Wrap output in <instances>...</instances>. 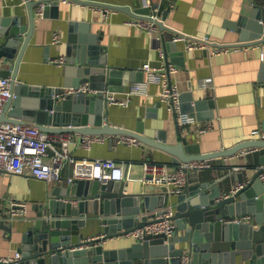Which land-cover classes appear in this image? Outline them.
Returning <instances> with one entry per match:
<instances>
[{
    "label": "water",
    "instance_id": "1",
    "mask_svg": "<svg viewBox=\"0 0 264 264\" xmlns=\"http://www.w3.org/2000/svg\"><path fill=\"white\" fill-rule=\"evenodd\" d=\"M76 1L104 4L90 0ZM41 2L45 4L43 15H48L50 10L57 15L61 0H26L30 13L29 28L19 14L2 19L0 61H10L12 65L1 69L0 74L11 76L12 93L1 119L37 125L48 132L108 134L111 141L116 135L127 134L167 151L172 156V164L210 158H216L219 163L224 156L243 148L264 147V131L262 137L244 139L227 148L203 152L198 144L189 141L178 124L175 140L170 142L166 129L155 128L153 135L146 134L141 118L135 129L105 120L108 101L104 90L123 91L130 82L143 80L144 71L108 66L106 45L96 34H88L87 27H80L83 33L79 38H70L73 43L68 45L65 63L60 68L63 85H32L18 80L17 71L23 50L33 30L35 8ZM110 6L130 9L124 5ZM149 11L150 8L145 6L133 14ZM165 17L163 14L162 18L156 19L160 29L179 32L165 23ZM236 28L239 41L233 44L263 42L264 7L256 6L249 15L241 16ZM162 34L168 61L170 50L173 54L184 53L177 40H168L165 33ZM20 45L21 50L15 58ZM84 82L96 91L62 96L65 87ZM160 104L161 101L158 102ZM179 104L181 111L199 119L214 117L213 109H204L208 106V99L195 98L192 90L181 92ZM63 116H67V121H59ZM261 159L264 164V154ZM259 173L260 170L247 183L243 173L238 174L236 180L242 186L228 193H223L219 184H212L214 179L196 182L178 195L172 216L175 223L172 236L147 233L119 247H106L104 241L128 234L151 221L154 211L167 205V194L152 192L153 186H150V191L127 193L122 180L101 183L98 179H76L70 186H58L59 189L49 193L38 204L36 217L20 236L18 251L21 256L9 264H180L184 253L191 256L194 264H264V184ZM247 213L253 216L252 222L227 220ZM94 224L102 226V235L96 238L84 232ZM12 228V222L7 219L6 205L0 196V229L9 233Z\"/></svg>",
    "mask_w": 264,
    "mask_h": 264
},
{
    "label": "crops",
    "instance_id": "2",
    "mask_svg": "<svg viewBox=\"0 0 264 264\" xmlns=\"http://www.w3.org/2000/svg\"><path fill=\"white\" fill-rule=\"evenodd\" d=\"M90 1L104 4L61 0L57 15L52 14V10L48 15H40L35 9L33 30L17 71L18 80L32 85H63L60 68L65 62L60 64L55 59L62 55L66 57L67 47L73 43L70 38H79L83 33L81 26L87 27L88 34L99 36L101 43L106 45L108 66L142 70V64L147 60H151L152 64L159 63L157 43L150 39L144 29L128 22L135 16L134 11L145 7V0ZM152 1L160 5L161 18L165 14V23L174 29L196 36L208 35L213 41L228 44L239 41V31L236 28L239 18L249 15L256 6L264 7V0ZM110 5H124L130 9ZM16 14L22 16V22L29 28L30 13L26 0H0V28L3 17ZM55 31L61 36L60 41L56 43L53 42ZM163 32L168 40L173 39V32ZM2 39L0 35V41ZM178 42L184 53L179 55L173 54L171 50L168 52L170 62L179 66V69L171 74V81L179 86L181 92L192 90L195 98L208 99V106L204 109L214 111L213 127L200 132L197 125H189L180 127L182 133L190 142L198 144L203 152L227 148L244 139L261 137L264 131V71L260 43L212 54L206 49H187L183 40ZM21 45L15 53V58L21 50ZM11 65L10 61L1 60L0 70ZM207 76L214 78L215 89L201 87V79ZM160 89L159 83H152L147 95H127L125 90L111 91L127 98V104L108 103L105 120L114 125L135 129L138 119L141 118L145 123L146 134L153 135L155 128L166 129L168 141H174L177 122L173 109L160 100ZM59 121H67V116H63ZM69 132L73 137L70 150L74 155L114 158L124 163L125 178L122 181L125 183L124 192L127 193L145 191L142 182L143 161L151 159L167 162L170 167L177 165L170 162V153L144 142L131 144L119 140V135L114 136L111 141L110 135L106 134L108 136L105 140L94 141L91 147L86 148L81 142V138L86 135ZM263 154L264 147H258L247 154L238 151L224 156L219 163L216 158H210V167L188 170L187 185L183 191L193 187L198 181L214 179L212 184H219L222 192L228 193L239 186L236 180L238 174L243 173L245 183L253 177L262 164ZM70 171L71 166L66 163L63 173L68 175ZM68 185L72 184L66 179L46 181L37 178L29 169L24 174L0 170V196L6 205L7 219L12 222L13 227L9 233L0 229L1 255H15L23 230L37 215L38 204L49 193L59 189L58 186ZM179 194H167L166 204L174 207ZM11 200L26 202V211L11 217ZM101 228L100 224H94L84 229V232L89 236L100 235ZM133 240L134 237L125 234L108 238L104 242L106 247H119ZM262 244L264 245V241Z\"/></svg>",
    "mask_w": 264,
    "mask_h": 264
},
{
    "label": "built area",
    "instance_id": "3",
    "mask_svg": "<svg viewBox=\"0 0 264 264\" xmlns=\"http://www.w3.org/2000/svg\"><path fill=\"white\" fill-rule=\"evenodd\" d=\"M70 2L72 0H63ZM145 6L150 8L149 13H137L128 22L144 29L150 39L155 41L159 51L160 61L158 64H152L147 60L142 64L144 71L143 80L132 81L127 95L149 93V87L152 83H159L161 89L159 92L160 100L166 102L174 111L175 119L179 127L185 128L189 125H197L200 132H205L213 127L212 118L205 120L199 119L196 115L180 110L179 96L181 90L176 83L171 81V74L179 69V66L167 60L166 50L163 46V30L160 29L156 19H160V5L152 0H145ZM44 2L37 4L36 12L40 15L44 13ZM60 33H53V42L60 41ZM174 40H183L187 49H206L212 54H220L232 49H238L239 44H228L213 41L208 35L196 36L186 32L179 31L173 34ZM261 57L264 61V41L260 44ZM64 55L55 59L57 63L65 62ZM201 87L205 89H215V81L212 76L203 77L200 81ZM91 92L96 90L90 88L87 82L78 86H67L64 88L62 96L77 92ZM108 103L120 102L127 104V98L120 97L116 92H111L108 88L104 90ZM11 76L0 75V170L24 174L27 169L32 175L46 181L67 180L73 184L76 179L89 178L98 179L101 183H107L111 180H123L125 178L124 163L114 158L107 157H79L70 150V143L73 140L69 131L48 132L40 129L37 125L25 122H13L1 119L4 107L11 96ZM172 101V102H171ZM257 132V131H256ZM263 136V132L261 133ZM106 134H91L83 136L82 145L86 148L91 147L94 141H103L107 138ZM261 136V137H262ZM119 140L131 144H139L141 141L137 138L121 134ZM258 147H247L240 150L241 154H247ZM66 163L71 166L68 175L63 173V167ZM210 159L191 160L181 162L175 167H170L167 162L156 160H145L142 164V182L145 185V191L170 194L172 192H182L187 185L188 170L202 169L210 167ZM259 178L264 184V164L259 165ZM242 184L233 189L236 191ZM27 203L19 200H11L10 215L14 217L24 213ZM175 208L173 205L158 207L154 211L152 220L143 226L131 230L128 234L134 238L140 239L147 233H164L172 236L175 232V223L172 219ZM232 222H252L253 216L249 213L236 215L227 219ZM102 235V234H100ZM95 235L94 238L100 236ZM21 253L16 251L14 256L1 255L0 264H9L19 259ZM180 264H194L191 262V256L184 253L181 256Z\"/></svg>",
    "mask_w": 264,
    "mask_h": 264
}]
</instances>
